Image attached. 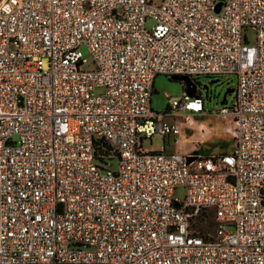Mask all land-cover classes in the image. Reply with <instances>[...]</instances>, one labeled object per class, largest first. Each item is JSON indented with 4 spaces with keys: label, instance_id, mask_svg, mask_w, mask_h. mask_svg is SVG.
Instances as JSON below:
<instances>
[{
    "label": "built area",
    "instance_id": "2783aa9c",
    "mask_svg": "<svg viewBox=\"0 0 264 264\" xmlns=\"http://www.w3.org/2000/svg\"><path fill=\"white\" fill-rule=\"evenodd\" d=\"M159 74L237 76L231 151L144 148L210 113ZM0 264H264V0H1Z\"/></svg>",
    "mask_w": 264,
    "mask_h": 264
},
{
    "label": "rangeland",
    "instance_id": "374dc122",
    "mask_svg": "<svg viewBox=\"0 0 264 264\" xmlns=\"http://www.w3.org/2000/svg\"><path fill=\"white\" fill-rule=\"evenodd\" d=\"M249 37L254 38L253 31L249 33ZM82 48L88 54L86 47L83 46ZM191 79L196 84L197 91L205 98V108L210 113L194 114L193 122L183 120V131L180 134L182 140L179 144L174 142V136H163L156 133L152 137L143 139L145 149H165L167 152L174 151L177 148L191 149L193 147L192 141L201 139L203 134V142L195 143L203 153H222L233 149V138L228 130L233 126V120L230 117L226 118L221 115L217 109L226 105L230 106L233 103L237 76L235 74H201L193 75ZM186 86V82L181 78L169 77L165 74L157 75L154 80V92L151 98L153 109L159 112L165 111L169 105L168 96L181 95L183 90L187 89ZM230 89L234 90L228 91ZM225 96L226 102L223 103L222 100ZM199 123L205 124L209 130L207 132L200 130ZM116 167V162H113L110 166L111 169ZM184 194L185 190L183 188L178 187L176 189L175 195L178 198H183ZM196 226L203 233L214 231L211 218L206 213H201L197 216Z\"/></svg>",
    "mask_w": 264,
    "mask_h": 264
},
{
    "label": "water",
    "instance_id": "95a60500",
    "mask_svg": "<svg viewBox=\"0 0 264 264\" xmlns=\"http://www.w3.org/2000/svg\"><path fill=\"white\" fill-rule=\"evenodd\" d=\"M175 78H181L183 79L187 86H188V93L190 95H195L196 94V91H197V88H196V84L192 81V79L189 77V76H186V75H183V76H173ZM234 89H230L228 91H233ZM222 102H226V96L224 97V99L222 100Z\"/></svg>",
    "mask_w": 264,
    "mask_h": 264
},
{
    "label": "trees",
    "instance_id": "16d2710c",
    "mask_svg": "<svg viewBox=\"0 0 264 264\" xmlns=\"http://www.w3.org/2000/svg\"><path fill=\"white\" fill-rule=\"evenodd\" d=\"M187 87V89H188V86H186ZM196 93H199L198 91H196Z\"/></svg>",
    "mask_w": 264,
    "mask_h": 264
}]
</instances>
